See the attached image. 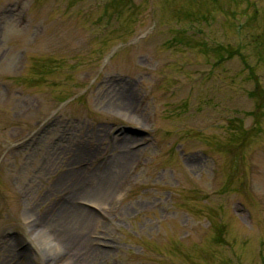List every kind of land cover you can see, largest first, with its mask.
<instances>
[{"label": "rangeland", "instance_id": "rangeland-1", "mask_svg": "<svg viewBox=\"0 0 264 264\" xmlns=\"http://www.w3.org/2000/svg\"><path fill=\"white\" fill-rule=\"evenodd\" d=\"M0 264H264V0H0Z\"/></svg>", "mask_w": 264, "mask_h": 264}, {"label": "bare ground", "instance_id": "bare-ground-1", "mask_svg": "<svg viewBox=\"0 0 264 264\" xmlns=\"http://www.w3.org/2000/svg\"><path fill=\"white\" fill-rule=\"evenodd\" d=\"M66 214H68V216H71L72 215V210L70 209H67L66 211ZM74 213V212H73ZM77 217H74V219L76 220L77 224L79 225V223H81L80 221V217L78 215H76ZM73 235V230H70V229H64L60 232H58V238L60 241H63L68 239L70 237V235Z\"/></svg>", "mask_w": 264, "mask_h": 264}, {"label": "trees", "instance_id": "trees-1", "mask_svg": "<svg viewBox=\"0 0 264 264\" xmlns=\"http://www.w3.org/2000/svg\"><path fill=\"white\" fill-rule=\"evenodd\" d=\"M12 229H16V228H12Z\"/></svg>", "mask_w": 264, "mask_h": 264}]
</instances>
